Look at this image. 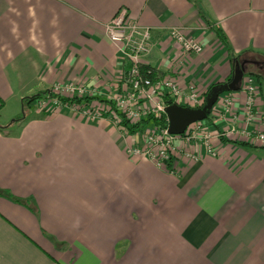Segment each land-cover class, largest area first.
Returning a JSON list of instances; mask_svg holds the SVG:
<instances>
[{"label":"crops","instance_id":"0c3cea01","mask_svg":"<svg viewBox=\"0 0 264 264\" xmlns=\"http://www.w3.org/2000/svg\"><path fill=\"white\" fill-rule=\"evenodd\" d=\"M121 8L152 30L145 65L186 94L194 85L205 97L236 57L264 55V0H0V189L29 203L0 197V264H264L263 145L219 138L217 156L196 159L185 145L172 172L129 155L139 140L109 118L66 106L20 117L25 98L56 84L83 85L99 102L117 93L127 63L105 26ZM173 28L203 52L185 54ZM259 93L264 117V83ZM234 95L235 124L252 133ZM211 117L213 132L233 124Z\"/></svg>","mask_w":264,"mask_h":264},{"label":"built area","instance_id":"2783aa9c","mask_svg":"<svg viewBox=\"0 0 264 264\" xmlns=\"http://www.w3.org/2000/svg\"><path fill=\"white\" fill-rule=\"evenodd\" d=\"M105 31L109 41L117 47L122 59L127 63V70L124 72L120 89L108 98L113 105L99 101L82 105L86 97H94V92L88 91L83 85L67 83L54 85L45 97H41L37 102L39 111L50 113L66 106L87 121L97 122L109 118L116 126L129 133L123 124L124 119L130 124H137L148 116L157 118L166 115L167 105L163 100L166 94H170L176 104L184 107L198 108L203 105L205 97L197 91L194 85L186 94L174 78L158 77L155 71L150 69L151 67L145 65L144 57L152 50V30L136 22L127 8H121L116 16L106 24ZM169 37L179 44L187 55L203 52L202 44L180 29H171ZM239 91L245 97L243 102L245 125L254 124L252 133L235 124L238 117L234 110L237 97L234 92H230L229 95L220 96L216 105L220 104L221 108L216 110L215 105L210 115L216 114L220 120L225 119L226 114L233 116V124H230L224 131L213 132L204 121L191 124L182 135L170 134L168 124L165 128L153 126L152 129L142 133L141 139L134 147L128 148V154L147 157L158 168L173 172L176 166L172 165V158L185 145L195 146V151L187 155L191 159L201 156L204 151L209 155L217 156L214 140L219 138H240L245 135L251 143L264 146V131H259L257 126V120L264 126V117L258 115L255 108L257 96L260 94L259 88L254 79L246 75ZM61 99L70 101L65 102ZM75 99L80 102L74 101Z\"/></svg>","mask_w":264,"mask_h":264},{"label":"trees","instance_id":"16d2710c","mask_svg":"<svg viewBox=\"0 0 264 264\" xmlns=\"http://www.w3.org/2000/svg\"><path fill=\"white\" fill-rule=\"evenodd\" d=\"M217 34L219 36V38L221 39V41L223 43H225L226 45H228L226 39H225V35L223 34V32L221 30H217ZM260 59L259 60H252V61H247L250 59V57L248 55H245V54H242L238 57H236L235 59V63L236 62H240V63H243L244 66V70L246 72V75L249 76V77H252L254 79L255 82H257L256 84H258V87L261 89V81L260 79H264V55H260ZM152 69V68H150ZM234 69V68H233ZM127 70V69H126ZM233 74L231 75V77L229 78L228 81L231 80ZM216 85V84H215ZM213 85V86H215ZM212 86V87H213ZM212 87L209 88V90L207 91V93L212 89ZM206 93V94H207ZM46 96V93L45 94H40V95H34L32 97H29V98H25L23 100L24 102V110L27 109L26 107V104H28L30 106V104H32V102H35V101H39L41 99V97H45ZM62 101H65V102H68L70 101L69 99H61ZM77 99H75L74 101H76ZM85 100L88 101L87 104L89 103H93L94 101H96V98H85ZM164 100V103L169 106V105H172L175 103V100L171 97L170 94H166L163 98ZM101 101V100H100ZM103 104H107V105H113L112 101L110 100H102ZM77 102H80L79 100H77ZM42 113V116H47L49 115L50 113L49 112H41ZM25 114V113H24ZM124 118V116H123ZM214 120L212 119L211 116H209V118L207 119V121H204L207 125L209 126H217L216 123L213 122ZM150 123H153L154 126H157V127H161V128H165L167 127V116L166 115H162L161 117H153V116H148L147 118H145L143 121H141L140 123H137V124H130L129 121H127L126 119L123 120V124L125 125V127L127 128L128 132L131 134V135H135V134H138L140 132H142L144 130V128L150 124ZM4 128H1L0 127V130H3ZM0 197H4V198H7L11 201H13L14 203H17L19 205H23V206H29V203L27 201H24L20 198H17L15 196H13L9 191H5V190H1L0 189Z\"/></svg>","mask_w":264,"mask_h":264},{"label":"water","instance_id":"95a60500","mask_svg":"<svg viewBox=\"0 0 264 264\" xmlns=\"http://www.w3.org/2000/svg\"><path fill=\"white\" fill-rule=\"evenodd\" d=\"M243 66V63L236 62L231 80L213 86L206 94L204 103L201 107H184L176 103L167 106L165 112L168 118L169 133L172 135H182L191 124L206 121L222 94L240 90L241 83L246 75ZM14 122L15 121H13V123Z\"/></svg>","mask_w":264,"mask_h":264},{"label":"rangeland","instance_id":"374dc122","mask_svg":"<svg viewBox=\"0 0 264 264\" xmlns=\"http://www.w3.org/2000/svg\"><path fill=\"white\" fill-rule=\"evenodd\" d=\"M245 76H246V75H245ZM260 81H261V83H264V79L261 78ZM236 92H237V91H236ZM229 94H230V92H228V93H224V94H222L221 97H223V96H225V95H229ZM217 106H218V107H217ZM26 107H27L26 110H24L23 108L21 109V112H20V117H21V118H26L27 116H29V117H34V116H35V117H36V116L41 117V116H42V115L40 114L39 110L37 109V108H38V107H37V101L32 102V104H30V106H29L28 104H26ZM218 108H221V105H220V104H218V105L215 106V109H216V110H218ZM222 109H223V107H222ZM10 112H12V110L10 109V106H9V105L7 106L6 109H4V110L2 111L3 114H7V113H10ZM24 113H25V117H24ZM26 114H27V115H26ZM42 117H43V116H42ZM1 119H2V117H0V121H1ZM206 121H207V120H206ZM153 126H154L153 123L148 124V125L144 128V130H143L142 132L133 135L134 138H136V140H137V139L140 140L141 137H142V133L145 132V131H147L148 129H152Z\"/></svg>","mask_w":264,"mask_h":264},{"label":"bare ground","instance_id":"6f19581e","mask_svg":"<svg viewBox=\"0 0 264 264\" xmlns=\"http://www.w3.org/2000/svg\"><path fill=\"white\" fill-rule=\"evenodd\" d=\"M157 75V74H156ZM159 76V75H158ZM195 84V83H194ZM186 87H187V85H186ZM190 88V87H189ZM187 91V90H186ZM198 91V90H197ZM203 95V94H202ZM88 103V102H87ZM125 126V125H124Z\"/></svg>","mask_w":264,"mask_h":264}]
</instances>
